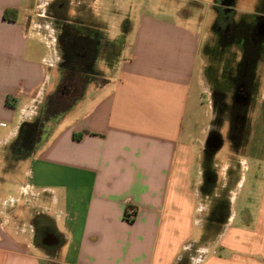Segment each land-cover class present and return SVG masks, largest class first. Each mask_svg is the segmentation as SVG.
Returning a JSON list of instances; mask_svg holds the SVG:
<instances>
[{"label": "crops", "instance_id": "1", "mask_svg": "<svg viewBox=\"0 0 264 264\" xmlns=\"http://www.w3.org/2000/svg\"><path fill=\"white\" fill-rule=\"evenodd\" d=\"M42 1L0 0V264H264V154L255 153L264 149V45L242 71L243 41L218 43L227 25L238 33L264 13L239 15L235 0H65L64 23L117 47L94 62L103 80L47 121L25 155L21 129L46 112L64 57L53 11L62 0ZM234 46L230 74L240 95L249 91L239 117L227 102L229 214L219 224L203 217L197 130L213 52Z\"/></svg>", "mask_w": 264, "mask_h": 264}, {"label": "rangeland", "instance_id": "2", "mask_svg": "<svg viewBox=\"0 0 264 264\" xmlns=\"http://www.w3.org/2000/svg\"><path fill=\"white\" fill-rule=\"evenodd\" d=\"M46 1L49 0H43L46 4ZM123 1V0H122ZM213 1V0H210ZM219 3H221V0H218ZM235 0L233 3L234 10L238 11V14H244V13H264V0ZM161 3V2H160ZM183 5H186L184 2H182ZM63 6V8L60 10V6ZM169 8H174L177 6V4L169 3ZM71 5L69 2L63 1H57L53 5V11L57 17L56 25L62 29V37H64L66 34L69 33V35H72V37L77 36L80 37V35H86V31L83 27H80L77 25L76 21H73L74 24H68L64 23L62 19H65V16L68 14L67 12L70 10ZM129 9V5L125 10ZM125 13V11L122 12V14ZM205 17V25L207 27H211L215 22V16L216 13L212 7V5H207V9H204L202 12ZM49 16V14H48ZM61 20V21H60ZM108 26V24H106ZM129 27V21L128 19H125L122 23V30L125 31ZM91 34L93 35L95 32H98L100 34V51H104L105 53L110 52L113 48L115 49L117 45H115V41L109 40L107 35H105V38H103L102 32L96 29H90ZM242 32H238L236 34L240 35ZM76 37V38H77ZM70 38V37H69ZM218 38V43L221 42ZM241 38L238 39V44L242 42ZM64 46V44H63ZM112 52V51H111ZM214 55V56H213ZM212 57L214 58L216 67H213L211 69V77L206 75V78H204V93L202 95V109L199 114L198 119V136L204 141V146L202 148V152L204 154V161L201 163V169H202V192H203V203L204 208H206L203 212V217L207 222H211L212 219L214 220H220L224 221L226 217L229 214L228 210V196L224 193V158L225 154H228V150L230 148L229 144V127L225 124V111L228 107L227 102H231L230 99L227 100V94L230 91L228 89V82H226V77L228 75L229 70L231 68L229 67L230 62L237 63V61L240 58V52L238 51V47H233L232 49H227L225 51L222 50H216L213 52ZM94 55L92 54V57ZM91 57V56H90ZM89 58V57H88ZM75 64V63H74ZM79 65V63H78ZM78 72L81 70L89 71L87 73L88 75L81 76L78 74V77L74 76V80H76L75 84H77L76 90H81L82 86V78H85L86 80L95 79L100 80L104 75L103 71L95 65L92 69L90 67H84V66H77ZM61 76V71H60ZM97 76L98 78H95ZM229 91H228V90ZM80 92V91H78ZM77 95V94H76ZM73 99H69L62 103H57V105H53V108L49 107L48 113L45 115L44 120H47L49 116L56 115L60 110L68 107L72 103ZM54 113V114H53ZM47 122V121H46ZM236 126H234L233 130H235ZM237 129H240V127H237ZM236 129V130H237ZM196 131V132H197ZM234 134V132H233ZM240 132L235 133V136L237 139H240ZM213 135H220L223 144L218 150H214L209 148L208 141L209 138ZM234 136V137H235ZM33 137V133L30 134L29 138ZM238 151H240V148H238ZM255 153H263L262 150H257ZM194 174L196 172V168L193 170ZM218 229V227H217ZM209 231L206 230V233L204 234V240H208L209 238Z\"/></svg>", "mask_w": 264, "mask_h": 264}, {"label": "trees", "instance_id": "3", "mask_svg": "<svg viewBox=\"0 0 264 264\" xmlns=\"http://www.w3.org/2000/svg\"><path fill=\"white\" fill-rule=\"evenodd\" d=\"M76 37L77 36H75V34L72 37V35H69V33L62 37V41L64 44V57L60 66L61 83L57 91L48 98L45 107L46 112H44L41 119L33 124H25L22 127L17 146L18 154L23 153L27 155L28 153H30V151L34 147L35 142L44 132V125L46 124V121H49L51 119H58L60 117V114L63 113L62 111H64L65 109L64 108L60 110L58 113H56V115L49 116L47 120H44L45 115L48 113L49 107L53 108L52 106L54 104L57 105V103L59 104L69 99H73L72 103L76 102L81 97L84 91V87L90 80H92H86L85 78H82L81 90H76L77 84H75L76 80H74V76L78 77L79 74L85 77L86 75H88L87 73H89V71H86V68L84 71L81 70L78 72L77 66L80 65L84 67H90L91 69L94 67V62L100 54V34L98 32H95L92 35L90 30L87 29L86 35H80V37ZM92 54L94 55L93 57ZM256 59L257 58H254L252 60V64H254ZM95 78L98 77L95 76ZM31 133H33V137L29 138ZM224 221L212 219L211 222L223 224Z\"/></svg>", "mask_w": 264, "mask_h": 264}, {"label": "flooded vegetation", "instance_id": "4", "mask_svg": "<svg viewBox=\"0 0 264 264\" xmlns=\"http://www.w3.org/2000/svg\"><path fill=\"white\" fill-rule=\"evenodd\" d=\"M224 1H228V0H224ZM227 20L229 21V19ZM221 30L222 32L220 34V37H221L220 44L222 46H226L230 42H236L238 41L239 38L243 40V44L245 47V53H244L245 56H244V60L242 64H240V69L242 71H244L245 69L250 70L251 65H252V60L257 57L260 49L264 45V32H263L264 31V21L259 22L258 24L254 25L251 28L246 27L242 29L241 30L242 33H240V35L236 34L237 33L236 29L234 28V26L231 27L230 24L229 26L227 25L226 29L223 28ZM230 71L231 70H229L228 75L226 77L228 79V81L226 80V82H228V89H231L232 86L235 88V91L233 94L234 96L231 100L233 104L232 110H236L238 112L237 117H239L240 111L245 109L244 106L247 102L246 97H247L249 90L248 89L245 90L244 96L240 95L238 91L242 85L241 79L239 78L234 79V77L230 74Z\"/></svg>", "mask_w": 264, "mask_h": 264}, {"label": "water", "instance_id": "5", "mask_svg": "<svg viewBox=\"0 0 264 264\" xmlns=\"http://www.w3.org/2000/svg\"><path fill=\"white\" fill-rule=\"evenodd\" d=\"M222 144H223V140L220 135H213L209 138L208 146L211 149L218 150L220 149Z\"/></svg>", "mask_w": 264, "mask_h": 264}]
</instances>
